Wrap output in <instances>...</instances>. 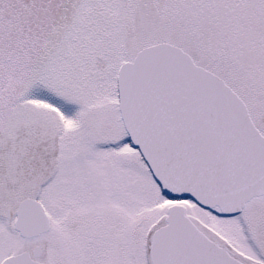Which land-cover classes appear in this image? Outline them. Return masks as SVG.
Returning a JSON list of instances; mask_svg holds the SVG:
<instances>
[{"label":"snow or ice","instance_id":"snow-or-ice-1","mask_svg":"<svg viewBox=\"0 0 264 264\" xmlns=\"http://www.w3.org/2000/svg\"><path fill=\"white\" fill-rule=\"evenodd\" d=\"M0 264H264V0H0Z\"/></svg>","mask_w":264,"mask_h":264}]
</instances>
